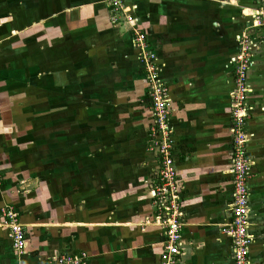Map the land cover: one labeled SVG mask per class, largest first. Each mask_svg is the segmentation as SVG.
Wrapping results in <instances>:
<instances>
[{
  "label": "crops",
  "instance_id": "obj_1",
  "mask_svg": "<svg viewBox=\"0 0 264 264\" xmlns=\"http://www.w3.org/2000/svg\"><path fill=\"white\" fill-rule=\"evenodd\" d=\"M258 0H131L171 101L180 264H233L232 93ZM107 0H0V264H161L149 87ZM123 19V17H122ZM255 39V38H254ZM255 43H260L257 39ZM246 122L251 264H264V45ZM26 230L23 254L2 215Z\"/></svg>",
  "mask_w": 264,
  "mask_h": 264
},
{
  "label": "built area",
  "instance_id": "obj_2",
  "mask_svg": "<svg viewBox=\"0 0 264 264\" xmlns=\"http://www.w3.org/2000/svg\"><path fill=\"white\" fill-rule=\"evenodd\" d=\"M131 0H107L113 15V23L126 22L131 31L133 43L139 50L149 87L150 107L153 114V125L150 129V150L159 158L160 166L156 176V185L152 190V203L158 225L163 228L165 242L162 246L161 264H180L182 246V212L174 160V139L170 127L171 101L167 87L160 78V66L156 53L148 38L129 15L128 6ZM123 17V19H122ZM251 25L242 34L240 53L234 69V88L232 93V221L228 234L233 242V264H251L250 246L253 237L249 229V189L248 180L250 160L248 155V134L246 122L249 118L248 105L251 88L248 85V72L254 52L264 45V0H258L257 8L250 15ZM260 43H255V39ZM3 178L0 172V188ZM2 215L9 231L13 249L23 254L27 246L26 230L14 209H4ZM65 264H83L81 259L63 257Z\"/></svg>",
  "mask_w": 264,
  "mask_h": 264
}]
</instances>
